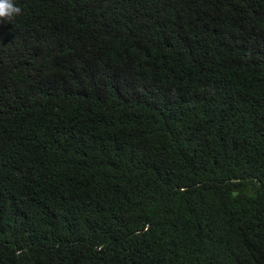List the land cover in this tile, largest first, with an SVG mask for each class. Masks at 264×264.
Wrapping results in <instances>:
<instances>
[{
  "label": "trees",
  "instance_id": "trees-1",
  "mask_svg": "<svg viewBox=\"0 0 264 264\" xmlns=\"http://www.w3.org/2000/svg\"><path fill=\"white\" fill-rule=\"evenodd\" d=\"M13 3L0 264H264V0Z\"/></svg>",
  "mask_w": 264,
  "mask_h": 264
},
{
  "label": "clouds",
  "instance_id": "clouds-1",
  "mask_svg": "<svg viewBox=\"0 0 264 264\" xmlns=\"http://www.w3.org/2000/svg\"><path fill=\"white\" fill-rule=\"evenodd\" d=\"M20 13L21 9L14 5L13 0H0V19L11 20Z\"/></svg>",
  "mask_w": 264,
  "mask_h": 264
}]
</instances>
